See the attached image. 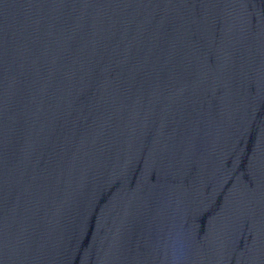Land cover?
<instances>
[{"label":"water","instance_id":"1","mask_svg":"<svg viewBox=\"0 0 264 264\" xmlns=\"http://www.w3.org/2000/svg\"><path fill=\"white\" fill-rule=\"evenodd\" d=\"M0 264H264V0H0Z\"/></svg>","mask_w":264,"mask_h":264}]
</instances>
